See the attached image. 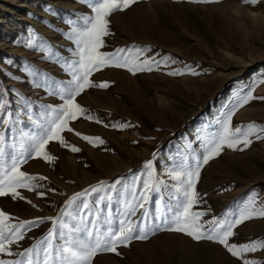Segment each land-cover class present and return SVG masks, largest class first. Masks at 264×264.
Instances as JSON below:
<instances>
[{
	"label": "rangeland",
	"instance_id": "374dc122",
	"mask_svg": "<svg viewBox=\"0 0 264 264\" xmlns=\"http://www.w3.org/2000/svg\"><path fill=\"white\" fill-rule=\"evenodd\" d=\"M0 264H264V0H0Z\"/></svg>",
	"mask_w": 264,
	"mask_h": 264
},
{
	"label": "bare ground",
	"instance_id": "6f19581e",
	"mask_svg": "<svg viewBox=\"0 0 264 264\" xmlns=\"http://www.w3.org/2000/svg\"><path fill=\"white\" fill-rule=\"evenodd\" d=\"M136 29V28H135ZM144 29V28H143ZM226 37V36H225Z\"/></svg>",
	"mask_w": 264,
	"mask_h": 264
}]
</instances>
